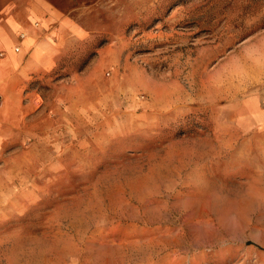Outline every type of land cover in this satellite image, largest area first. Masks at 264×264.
Instances as JSON below:
<instances>
[{
	"label": "rangeland",
	"instance_id": "374dc122",
	"mask_svg": "<svg viewBox=\"0 0 264 264\" xmlns=\"http://www.w3.org/2000/svg\"><path fill=\"white\" fill-rule=\"evenodd\" d=\"M6 17L44 66L0 87V264H264V0Z\"/></svg>",
	"mask_w": 264,
	"mask_h": 264
},
{
	"label": "crops",
	"instance_id": "0c3cea01",
	"mask_svg": "<svg viewBox=\"0 0 264 264\" xmlns=\"http://www.w3.org/2000/svg\"><path fill=\"white\" fill-rule=\"evenodd\" d=\"M22 31L19 21L14 17H6L0 22V87L3 85V89L9 90L11 93L19 82V74L32 71L35 65L37 68L44 66L38 47L32 48L33 37L29 36L26 31V33L23 31L25 34ZM20 33L27 34V36L20 37ZM17 43L20 45L18 50L14 47ZM30 50L32 52L28 55L27 52ZM46 55H48L47 52L42 54L43 57ZM36 57L38 58L36 59ZM21 61H24L22 65H20ZM8 100L10 101V99ZM11 116V109L8 108L6 119H0V141L8 135L9 125L7 123L10 124Z\"/></svg>",
	"mask_w": 264,
	"mask_h": 264
},
{
	"label": "built area",
	"instance_id": "2783aa9c",
	"mask_svg": "<svg viewBox=\"0 0 264 264\" xmlns=\"http://www.w3.org/2000/svg\"><path fill=\"white\" fill-rule=\"evenodd\" d=\"M19 36H20V37H23L24 34H23V33H20ZM15 49L18 50V49H19V46H16Z\"/></svg>",
	"mask_w": 264,
	"mask_h": 264
},
{
	"label": "bare ground",
	"instance_id": "6f19581e",
	"mask_svg": "<svg viewBox=\"0 0 264 264\" xmlns=\"http://www.w3.org/2000/svg\"><path fill=\"white\" fill-rule=\"evenodd\" d=\"M31 32V31H30Z\"/></svg>",
	"mask_w": 264,
	"mask_h": 264
}]
</instances>
